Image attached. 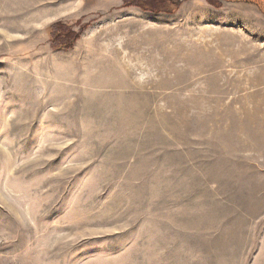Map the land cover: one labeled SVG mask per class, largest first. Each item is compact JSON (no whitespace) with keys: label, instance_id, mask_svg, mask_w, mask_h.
Instances as JSON below:
<instances>
[{"label":"rangeland","instance_id":"obj_1","mask_svg":"<svg viewBox=\"0 0 264 264\" xmlns=\"http://www.w3.org/2000/svg\"><path fill=\"white\" fill-rule=\"evenodd\" d=\"M53 1L0 0V264H264V0Z\"/></svg>","mask_w":264,"mask_h":264},{"label":"trees","instance_id":"obj_2","mask_svg":"<svg viewBox=\"0 0 264 264\" xmlns=\"http://www.w3.org/2000/svg\"><path fill=\"white\" fill-rule=\"evenodd\" d=\"M144 5L148 10L154 9V10L170 11L172 3L169 4V0H156V2H149V3H145ZM64 32L66 33L64 36L67 38L66 43L68 44V46L66 47H71L72 44L70 42L74 41V35H73L74 33H70V30H64Z\"/></svg>","mask_w":264,"mask_h":264},{"label":"bare ground","instance_id":"obj_3","mask_svg":"<svg viewBox=\"0 0 264 264\" xmlns=\"http://www.w3.org/2000/svg\"><path fill=\"white\" fill-rule=\"evenodd\" d=\"M56 1V0H55ZM55 1H53V2H55ZM50 2V1H49ZM37 4H38V2H37ZM40 5V4H39ZM47 5H48V3H47ZM56 5V4H55Z\"/></svg>","mask_w":264,"mask_h":264}]
</instances>
